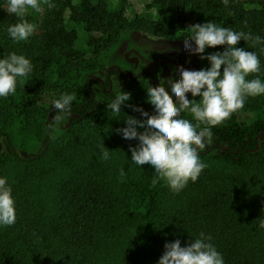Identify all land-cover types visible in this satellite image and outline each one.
I'll return each mask as SVG.
<instances>
[{
	"label": "trees",
	"instance_id": "obj_1",
	"mask_svg": "<svg viewBox=\"0 0 264 264\" xmlns=\"http://www.w3.org/2000/svg\"><path fill=\"white\" fill-rule=\"evenodd\" d=\"M153 1L156 17L128 21L124 5L110 9L107 0H52L54 7L44 6L41 19L31 22L35 33L15 43L6 30L19 18L4 12L6 0H0V58L16 53L33 64L15 93L0 98V137L9 139L5 128L20 119L25 137L45 141L43 152L30 159L0 153V176L12 188L16 211L14 224L0 226V264H156L165 243L179 239L183 247L200 233L211 237L225 264H264V154L258 147L264 142V95L248 97L211 129L212 139L199 154L205 169L174 193L147 165L141 171L130 161L129 146L137 141L115 130L125 126L126 116L140 115L122 105L116 116L107 107L111 100L95 98L90 86L108 90L109 79L91 76L83 85L72 80L95 70L99 56L128 32L188 37V27L210 20L264 38V0H229L227 6L222 0ZM75 28L83 33L84 50L77 48ZM236 46L257 53L261 71L247 79L264 82V45L245 40ZM217 51L223 46L205 55ZM149 68L151 73L145 69L132 78L117 68L107 75L130 93L128 105L151 113L144 79L158 82L155 65ZM64 93L75 96L72 116L67 130L51 138V100ZM244 114L254 116L250 124L242 121ZM180 118L197 123L187 111ZM102 144L110 151L107 160Z\"/></svg>",
	"mask_w": 264,
	"mask_h": 264
},
{
	"label": "clouds",
	"instance_id": "obj_2",
	"mask_svg": "<svg viewBox=\"0 0 264 264\" xmlns=\"http://www.w3.org/2000/svg\"><path fill=\"white\" fill-rule=\"evenodd\" d=\"M225 6L229 0H222ZM54 7L52 0H6L7 12L19 18V22L7 28L13 42L27 41L36 31L37 25L24 19L29 10L42 11L43 7ZM189 35L183 39L182 51L199 55L208 61L207 68L200 70L179 69L175 77L162 78L156 86L148 83L146 102L152 112L142 107L128 105L130 93L118 91L107 105L116 116L121 106L131 107L140 118L126 116L125 126L115 131L123 139L135 140L129 146L130 161L141 166L147 165L157 179L166 182L174 193L182 191L189 181L196 182L206 164L200 160V152L212 139L211 129L229 119L242 109L248 97L264 95V82L259 76L247 79L251 73H259L261 64L255 51L237 47L239 41L252 40L264 45L260 35L233 31L213 21L193 24L187 28ZM223 46V51L208 53L205 50ZM33 71V64L24 55L10 53L0 58V98L14 94L19 78L27 77ZM199 97L189 99L186 94ZM73 94H61L51 100L50 109L55 110L46 125V130L55 133L62 129L72 116ZM187 111L197 122L180 118ZM203 125V127H201ZM102 158L109 159V150L103 144ZM121 175H124L121 170ZM156 181H153L155 187ZM16 211L12 188L7 178L0 176V226L15 223ZM264 228V223H261ZM211 237L200 233L181 246L179 239L165 243L163 254L156 264H225L223 256L210 242Z\"/></svg>",
	"mask_w": 264,
	"mask_h": 264
},
{
	"label": "rangeland",
	"instance_id": "obj_3",
	"mask_svg": "<svg viewBox=\"0 0 264 264\" xmlns=\"http://www.w3.org/2000/svg\"><path fill=\"white\" fill-rule=\"evenodd\" d=\"M107 3L110 9H116L120 5H124V12L128 21L141 15L156 17L157 6L153 0H107ZM4 12L8 13L6 7ZM43 12V9L40 12L29 10L25 14L24 19H28L30 22L37 21L41 19ZM75 30L77 48L84 50L83 33L77 28ZM185 38L187 37H182V35H178L175 38H165L136 32L125 33L121 36L116 46L99 56L95 62V70L72 80L83 85L89 81L91 76L103 82L109 79L111 87L108 90H103L96 85L90 86L98 101H106L111 100L113 95L122 89L115 75H107V70H111L112 68H117L121 73L133 77L140 76L145 69H147V73H151L153 70L149 67L151 64H154L157 82L162 78L172 79L175 77L176 70L179 69L200 70L201 59L199 55L182 51L183 39ZM175 79H179V77H175ZM144 81L146 83L150 82L147 77H145ZM42 102L48 103L49 101ZM261 113L264 114V109H262ZM54 114L55 110L50 114L48 121ZM253 119L254 116L252 114L242 115V121L247 124H250ZM68 126L69 121L66 122L62 129L57 130L55 133L50 132L51 138L61 136ZM5 132L9 136V139L0 137V153L14 151L20 158L30 159L40 155L45 149L44 139L25 137L22 132V122L20 119H16L7 126ZM259 151L264 154V142L262 141L259 142Z\"/></svg>",
	"mask_w": 264,
	"mask_h": 264
},
{
	"label": "flooded vegetation",
	"instance_id": "obj_4",
	"mask_svg": "<svg viewBox=\"0 0 264 264\" xmlns=\"http://www.w3.org/2000/svg\"><path fill=\"white\" fill-rule=\"evenodd\" d=\"M151 65H154V64H151ZM151 65H150V66H151ZM117 70H118V69H117ZM155 70H156V69H155ZM119 72H120V70H119ZM155 75H156V74H155ZM109 81H110V80H109ZM110 84H111V82H110ZM110 87H111V85H110ZM258 147H259V142H258Z\"/></svg>",
	"mask_w": 264,
	"mask_h": 264
},
{
	"label": "water",
	"instance_id": "obj_5",
	"mask_svg": "<svg viewBox=\"0 0 264 264\" xmlns=\"http://www.w3.org/2000/svg\"><path fill=\"white\" fill-rule=\"evenodd\" d=\"M118 71H119V69H118ZM129 78H132V76L131 75H127Z\"/></svg>",
	"mask_w": 264,
	"mask_h": 264
}]
</instances>
